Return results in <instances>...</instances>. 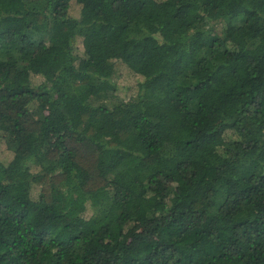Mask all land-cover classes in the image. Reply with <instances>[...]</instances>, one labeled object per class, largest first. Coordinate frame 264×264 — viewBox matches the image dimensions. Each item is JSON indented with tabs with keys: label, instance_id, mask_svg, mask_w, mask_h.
I'll return each mask as SVG.
<instances>
[{
	"label": "trees",
	"instance_id": "trees-1",
	"mask_svg": "<svg viewBox=\"0 0 264 264\" xmlns=\"http://www.w3.org/2000/svg\"><path fill=\"white\" fill-rule=\"evenodd\" d=\"M0 264H264V0H0Z\"/></svg>",
	"mask_w": 264,
	"mask_h": 264
},
{
	"label": "rangeland",
	"instance_id": "rangeland-1",
	"mask_svg": "<svg viewBox=\"0 0 264 264\" xmlns=\"http://www.w3.org/2000/svg\"><path fill=\"white\" fill-rule=\"evenodd\" d=\"M114 55H116V54L112 53L110 51H105V52H101V53L92 52V56H93L92 68H93V70L99 75H102V76L107 75V74H105L106 73L105 62H106V60H108L110 57H112ZM125 60L128 64L132 65L138 72L145 74V75L151 74V70L144 67L141 64L140 60H138V59H125ZM117 62H121V61H117ZM117 68H119V64H117ZM117 73L125 74L126 70H123L120 68V70L117 69ZM140 78H143V77L141 76ZM134 82H135V78L131 75V77L129 78V81L125 82L124 84H131L132 85ZM107 84L108 83H106L105 86H107ZM153 86H155V87L160 86V79L159 78H156V80L153 83ZM5 164L8 165L12 169L13 168H22V166H23L22 160L19 159L18 157L13 158V159L5 162ZM202 223H203V216L199 215V214H193V215H190L187 217L180 216V217H178V220H177V225L181 229H183L184 231H187L189 234H191V235L194 234L193 236L197 235L201 231Z\"/></svg>",
	"mask_w": 264,
	"mask_h": 264
}]
</instances>
